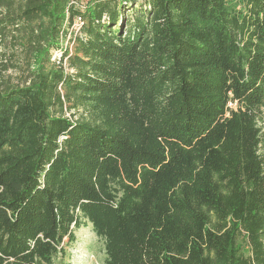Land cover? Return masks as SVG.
<instances>
[{"label":"trees","instance_id":"1","mask_svg":"<svg viewBox=\"0 0 264 264\" xmlns=\"http://www.w3.org/2000/svg\"><path fill=\"white\" fill-rule=\"evenodd\" d=\"M77 1L0 0V264H264V0Z\"/></svg>","mask_w":264,"mask_h":264},{"label":"rangeland","instance_id":"2","mask_svg":"<svg viewBox=\"0 0 264 264\" xmlns=\"http://www.w3.org/2000/svg\"><path fill=\"white\" fill-rule=\"evenodd\" d=\"M86 0H78L77 5H82ZM135 1V0H134ZM143 2V0H136ZM78 21L69 29L67 36L62 40V48L69 46L77 31ZM25 35L20 27H7L0 36V79L14 85L21 84L25 77V58L23 43ZM61 48L54 50L51 60L55 63L61 56ZM65 64V59L63 60ZM5 67V69H3ZM69 113H67L68 115ZM105 251L103 240L96 236L91 226L81 227L76 230V241L70 247L64 260L57 259L54 264H105Z\"/></svg>","mask_w":264,"mask_h":264}]
</instances>
